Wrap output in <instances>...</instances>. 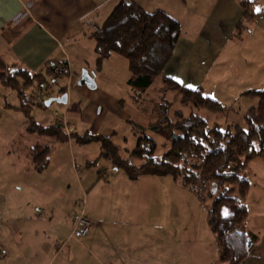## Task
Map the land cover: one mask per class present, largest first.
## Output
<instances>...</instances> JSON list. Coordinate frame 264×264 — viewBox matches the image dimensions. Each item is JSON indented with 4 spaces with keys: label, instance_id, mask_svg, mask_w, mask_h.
Here are the masks:
<instances>
[{
    "label": "crops",
    "instance_id": "0c3cea01",
    "mask_svg": "<svg viewBox=\"0 0 264 264\" xmlns=\"http://www.w3.org/2000/svg\"><path fill=\"white\" fill-rule=\"evenodd\" d=\"M121 1L135 3L147 12L161 10L178 20L182 33L164 76L188 89L203 88L206 96L231 110L222 117L227 118L232 114L243 116L245 120L247 111L258 103L257 97L245 93L264 89V62H228L224 57L229 49L232 53L236 32L242 33L237 29L245 12L242 0H0V58L10 67L24 69L32 74H45L52 63L69 65L73 80L71 93L70 89L66 92L68 104L64 111L67 114L73 112L76 122L96 126L92 136L112 140L118 133L116 129L121 117L124 116L123 121L135 125L138 123L131 118L134 112L145 114L141 123L144 129H148L152 113L148 105H143L144 100L137 104L133 95L136 108L129 113L120 96H110L100 88L102 78H99L98 69L104 63L101 67L96 64L95 30L87 22L91 21L100 28ZM89 41L90 50L96 54L95 67L92 68L87 67L83 52ZM252 50H259L256 41ZM75 58L80 59V69L87 70L96 87L81 86L76 89L74 96L73 86L82 75L74 70ZM61 84L64 85L63 82ZM6 90L0 84V100L8 95ZM58 97L61 95L54 92L49 99ZM17 98L20 103L2 104L4 113L9 110L17 114L23 112L19 109L22 106L21 99L19 96ZM158 98L161 97L158 95ZM106 106L112 107L111 114L101 117ZM32 107L30 114L35 107L40 106ZM53 114L47 126L38 121L40 117L42 121L48 120L44 114H39L37 118L31 116L34 122L49 127L60 116L58 111ZM9 116L10 124L6 127L8 135L0 147V253L6 255L4 259L0 258V264H127L122 236L116 229L123 225L118 215L122 213L123 196H132V201L137 204L143 195L142 188L156 185V179L141 177L131 180L128 176H120L112 164V174L103 169L99 178L76 177L74 186H68L64 171L53 170V147L32 138L38 134L29 132L30 121L27 117V121L22 123L20 117ZM100 117V122L96 124ZM233 124L242 125L240 122H229L227 126ZM69 125L68 121L71 130L68 127L63 130L69 139L74 135L81 137L73 133ZM23 129L26 130L25 134H22ZM0 137L3 141V134ZM16 144L22 146V154L18 147L19 155L6 153L10 145L15 147ZM37 146L52 148L49 166L43 171L37 170L32 163L31 153ZM259 160L264 162V153ZM258 174L262 176L260 172L255 176ZM72 186L78 201L86 196L85 214L93 222L88 236L80 240L71 238L73 216L79 208L72 207L70 211L65 208V196ZM99 190L104 192L95 199ZM258 223L255 221L254 228L247 231L257 235L259 242L242 264H264V232L256 231ZM174 244L179 246L180 243L177 241ZM206 256L212 257L209 251ZM173 261L177 264L175 257ZM209 264H223L220 262L219 247H216V257L209 259Z\"/></svg>",
    "mask_w": 264,
    "mask_h": 264
},
{
    "label": "trees",
    "instance_id": "16d2710c",
    "mask_svg": "<svg viewBox=\"0 0 264 264\" xmlns=\"http://www.w3.org/2000/svg\"><path fill=\"white\" fill-rule=\"evenodd\" d=\"M251 5L252 1L242 0L245 12L238 30L258 18L260 12L253 13ZM181 33V23L168 13L161 10L147 12L135 3L121 1L103 22L100 31L93 35L98 67L114 55L127 59L130 71L128 85L135 92L137 104L144 100L143 95L158 79L162 80L163 85L158 90L161 102L152 99L147 107L152 113L148 129L163 138L161 147L165 152L158 155L159 144L148 136L138 138L136 148L126 159L120 156L119 149L110 139L86 135L79 140L103 142L106 148L103 155L131 180L171 176L194 192L201 202L210 199L208 223L218 242L220 262L242 264L259 242V237L244 226L249 216L245 200L251 183L243 175L250 163L264 153V89L245 93L257 97L258 103L247 111L244 126L233 124L223 128L220 124L211 125L197 113L186 115L182 110L172 113L174 101L165 102L170 93H176L175 99L180 98L182 105H192L212 114L222 116L231 111L206 96L203 88L188 89L164 76ZM55 66L52 63L45 74H32L24 69L13 71L0 58V84L18 93L22 102L19 109L30 121L29 132L65 141L68 136L63 131V117L57 116L49 127L34 122L30 110L34 106L36 91L29 96L27 94L35 83L53 91V94L57 92L58 96L65 94L68 76H58L64 85L54 83L57 77ZM40 107L45 108L46 105ZM51 154L50 147L37 146L33 150L32 163L37 170L43 171L49 166ZM224 210H227V215Z\"/></svg>",
    "mask_w": 264,
    "mask_h": 264
},
{
    "label": "rangeland",
    "instance_id": "374dc122",
    "mask_svg": "<svg viewBox=\"0 0 264 264\" xmlns=\"http://www.w3.org/2000/svg\"><path fill=\"white\" fill-rule=\"evenodd\" d=\"M250 1H252V5L250 6L251 11L253 13L260 12V14L255 22L245 23V27L241 29L242 33L239 31L236 32L235 42L231 47L232 53L229 52V49L224 54L228 62L233 60L239 62H245L246 60L264 62V0ZM184 27L186 26L184 25ZM249 41L250 43L247 44ZM255 41L257 48H259L258 52L252 50ZM83 52L86 57L85 60L88 62L87 67H95L94 57H96V54L95 51L90 50V41L84 46ZM74 62L76 63V67H74L75 72L81 75L83 71H87L80 69L82 65L80 59L75 58ZM128 68L127 59L115 55L113 58L104 62L103 67L98 69V73L99 78H102L100 88H103V91L110 96L113 94L120 96L127 105V111L130 113V110H134L136 105L132 98L135 92H133L127 82L130 77ZM12 69L13 71L18 70L17 68ZM162 85V80L158 79L150 90L143 95L144 105H148L149 101L153 98H155L153 100L161 102L160 100L162 98H158V90ZM36 87L37 83L28 89V96L30 93H35ZM73 87L72 94L75 96L76 89L81 86L76 84ZM6 88L8 95L5 99L0 100V136L3 134V141H1L0 137V147L4 144L3 142L8 135L6 127L10 124L9 115H15L17 118L20 117L22 123L27 121L25 114L21 111L20 114L11 110L7 113L3 112L1 108L2 104L15 105L20 103L16 91L8 87ZM52 95L53 91L50 90L45 97V101ZM175 97L176 93H170L165 100V102L174 101L172 103V113L178 110H182L186 115L197 113L211 125L221 124L223 128L229 122H240L243 126L246 125L243 116L240 117L231 114L227 118L222 117L204 109L195 108L192 105H182L180 98L176 100ZM65 107L66 105L58 106L53 102L50 107H35L31 114L35 118L39 117V114H44L48 120L42 121L40 117L38 121L47 126L50 125L48 123H50V118H53L55 111H58L61 117L64 115ZM111 109V106H106L103 109L101 117L110 115ZM75 116L73 112L66 113V121L67 123L69 121L73 133H77L81 137L91 135L96 126L90 123L83 124L76 122L73 120ZM115 116L118 120V116L116 114ZM101 117L95 122L96 124L100 122ZM144 117L145 114L143 112L141 115L134 112V117L131 118L138 122L136 125L123 121L124 116L121 117L120 125L116 129L118 133L111 141L119 149V154L122 158L128 157L129 152L136 148L138 138L143 136H148L159 144L158 155H162L165 152L161 147V144L164 142L163 138L157 136L149 129H144L143 123H141ZM68 129L71 130L70 127ZM25 133L26 130L23 129L22 134ZM32 138L53 147V170L64 171L63 174L67 178L68 186H74L76 177L77 179H85L87 177L94 179V177L99 178L103 169H107L111 174L113 172L111 160L103 155L106 148L101 141L85 143L80 141L79 137L75 135L70 137V139L68 136L69 140L66 141H59L55 137L40 134ZM17 147L19 148L20 154H22V146L20 144H16L15 147L10 145L6 153L19 155ZM259 157L250 163L249 173L247 170L243 175L252 184L251 192L246 201L249 207V216L244 226L246 228L248 227L246 230L253 229L254 222L258 221V227H255V229L262 233L264 232V162H260L261 160L257 161ZM114 169L117 168L114 167ZM117 170L120 176H127L123 170ZM257 172H260L262 176L259 174L255 176ZM149 179H156L157 184L152 187L146 186L142 188V190L144 189L143 195L139 197L137 204L132 201V196L127 195L126 197L124 195L121 204L122 213H120L121 215L118 214L123 225L117 226L116 229L120 232L119 235L122 236L121 240L125 246L127 264H174V257L177 259V264H209V259L216 257V247H219L217 239L214 238L215 236L208 223L211 200L208 199L206 202H201L194 192L184 188L180 180H175L171 176L161 178L149 177ZM73 186L67 190L65 208H67V211H70L72 207L74 209L79 208L78 210L80 211L79 202L83 198L78 201ZM103 192L99 190L95 194V199H98V194H102ZM224 214H228L227 210H224ZM124 238L127 240H123ZM177 241L180 243L179 246L174 244ZM207 251L212 255L211 258L206 256Z\"/></svg>",
    "mask_w": 264,
    "mask_h": 264
},
{
    "label": "built area",
    "instance_id": "2783aa9c",
    "mask_svg": "<svg viewBox=\"0 0 264 264\" xmlns=\"http://www.w3.org/2000/svg\"><path fill=\"white\" fill-rule=\"evenodd\" d=\"M87 24L92 26L95 31H100V28H98L91 21H88ZM54 74L57 76L54 81V83L56 84H61L60 78L58 76L65 75L69 77V83L66 84V89L68 93L71 87V84H72V80H73V73H72L70 66L69 65H65V66L57 65L54 68ZM49 91L45 90L43 86L41 87L37 86L36 93L33 97L34 106L44 105L45 102L47 101V100L45 101V97ZM63 119H64L65 127H68V123L66 121V111H64ZM85 205H86V196L83 198V200L79 202V206L81 210L75 213V215L73 216L72 232H71V238L73 239L80 240V239L85 238L86 236H88L93 226V222L89 220L85 214ZM5 256L6 255L4 253H0V258L4 259Z\"/></svg>",
    "mask_w": 264,
    "mask_h": 264
},
{
    "label": "water",
    "instance_id": "95a60500",
    "mask_svg": "<svg viewBox=\"0 0 264 264\" xmlns=\"http://www.w3.org/2000/svg\"><path fill=\"white\" fill-rule=\"evenodd\" d=\"M77 84L79 86H88L90 88H95L96 84L93 80V78L91 77V75L87 72V71H83L79 81L77 82ZM53 102H57L63 105H67L68 104V94H63L61 97L58 98H50L45 102L46 107H50V105Z\"/></svg>",
    "mask_w": 264,
    "mask_h": 264
}]
</instances>
